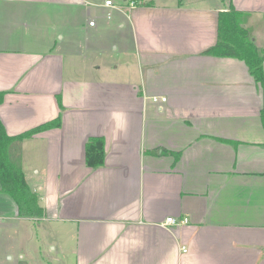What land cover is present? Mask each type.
Here are the masks:
<instances>
[{
	"label": "crops",
	"instance_id": "obj_1",
	"mask_svg": "<svg viewBox=\"0 0 264 264\" xmlns=\"http://www.w3.org/2000/svg\"><path fill=\"white\" fill-rule=\"evenodd\" d=\"M105 1L0 0L6 134L60 117L9 148L43 216L0 190V229L38 225L18 258L43 264H264L261 88L243 60L205 53L231 8L263 50L264 0Z\"/></svg>",
	"mask_w": 264,
	"mask_h": 264
},
{
	"label": "trees",
	"instance_id": "obj_2",
	"mask_svg": "<svg viewBox=\"0 0 264 264\" xmlns=\"http://www.w3.org/2000/svg\"><path fill=\"white\" fill-rule=\"evenodd\" d=\"M244 13L229 9L219 12L218 15V37L215 45L211 46L205 53L217 56H230L243 60L255 81L261 88L263 106L261 109V121L264 127V49L259 50L252 40L249 30L243 25ZM3 92H0V103ZM60 117L41 124L21 134L9 136L6 134L0 122V190L10 195L17 205V214L23 217H41L44 209L39 204L38 195L33 192L25 178L20 165V149L15 156L9 155V148L15 142H21L41 130L59 126ZM162 153H169L162 149ZM104 139L103 137H92L85 145V160L88 166L97 167L104 161ZM177 157L178 154L175 153Z\"/></svg>",
	"mask_w": 264,
	"mask_h": 264
},
{
	"label": "rangeland",
	"instance_id": "obj_3",
	"mask_svg": "<svg viewBox=\"0 0 264 264\" xmlns=\"http://www.w3.org/2000/svg\"><path fill=\"white\" fill-rule=\"evenodd\" d=\"M227 2V0H226ZM255 27L258 28L260 33H262V28L264 26V17L260 15L259 18L254 21ZM94 59L91 57V61ZM110 60L108 61V63ZM38 225H33L28 222L24 233L26 235L22 236L19 234H13L6 230L0 229V264H43L49 258L37 255L34 257L31 253H28L23 259L18 258L19 249L30 248L33 249L35 244H37L36 236H34ZM49 253V252H48ZM44 260V261H43Z\"/></svg>",
	"mask_w": 264,
	"mask_h": 264
},
{
	"label": "built area",
	"instance_id": "obj_4",
	"mask_svg": "<svg viewBox=\"0 0 264 264\" xmlns=\"http://www.w3.org/2000/svg\"><path fill=\"white\" fill-rule=\"evenodd\" d=\"M135 1L134 0H131L128 2V6H135ZM105 5H108V6H111V7H116V6H119V5H115L111 0H106L105 1ZM89 25L91 26H94L95 25V21L94 20H91L89 21ZM153 102H158V101H162L164 102L166 100L165 97H158V96H154L151 98ZM188 222V218L186 217H183V218H180L179 220H177L176 218H174L173 216H169L165 219V224L166 225H180V224H184V223H187Z\"/></svg>",
	"mask_w": 264,
	"mask_h": 264
}]
</instances>
